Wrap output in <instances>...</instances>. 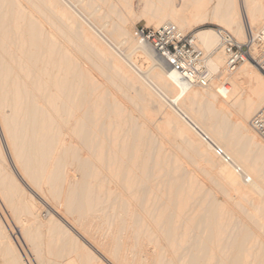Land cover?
<instances>
[{
	"label": "bare ground",
	"instance_id": "bare-ground-1",
	"mask_svg": "<svg viewBox=\"0 0 264 264\" xmlns=\"http://www.w3.org/2000/svg\"><path fill=\"white\" fill-rule=\"evenodd\" d=\"M105 1L80 4L88 29L58 0H0V197L35 260L264 264V141L249 126L264 74L251 61L228 71L215 28L196 29L212 77L188 87L130 31L144 17L245 41L264 27V0H136L139 14ZM0 250L26 264L1 222Z\"/></svg>",
	"mask_w": 264,
	"mask_h": 264
},
{
	"label": "built area",
	"instance_id": "built-area-1",
	"mask_svg": "<svg viewBox=\"0 0 264 264\" xmlns=\"http://www.w3.org/2000/svg\"><path fill=\"white\" fill-rule=\"evenodd\" d=\"M217 47L225 57L226 68L234 71L245 61L253 62L264 74V27L257 32L247 28L246 39L237 41L226 29L216 26ZM132 36L139 44L147 45L169 68L167 76L176 77L188 87L206 86L212 75L207 67L208 54L200 47L193 33L182 32L175 24L166 23L158 27L136 25ZM250 128L264 141V105L257 109L249 121ZM215 154L225 162L230 157L221 147L205 136Z\"/></svg>",
	"mask_w": 264,
	"mask_h": 264
},
{
	"label": "rangeland",
	"instance_id": "rangeland-1",
	"mask_svg": "<svg viewBox=\"0 0 264 264\" xmlns=\"http://www.w3.org/2000/svg\"><path fill=\"white\" fill-rule=\"evenodd\" d=\"M30 1H32V0H30ZM80 2L78 3L77 2V0L75 1V0H58V2H60V5L61 6H63V7H65V8H68V9H66V10H69V12L71 13L72 12V14L74 13V16H75V18L77 19V20H79V19H81V20H79V22L80 23H82L83 22V24L85 25V28H88V29H91V28H93V29H95L94 28V26L92 25V23L89 21V19H87V17H86V13L84 14V12H83V10L81 9V8H79L80 7V4L81 3H84L85 2V0L83 1V0H79ZM112 1H116V0H107V1H105V2H102V3H100L101 5H103V7L104 8H109L110 7V4H111V2ZM132 0H117V2H122V4L123 3H125V2H127L128 4L131 2ZM135 1V4H134V8H135V10H134V12L136 13V14H139L138 13V6H139V4H137L136 3V0H133V2ZM27 1L26 0H22V3H23V5H25V6H27V7H29L28 5H30V4H28V5H26L25 3H26ZM137 2H139V1H137ZM238 2H239V4H240V6L242 5V0H238ZM27 3H31V2H29V0H28V2ZM217 3V0H210V7L212 6V5H214V4H216ZM224 3H228V1L227 0H224V2H223V5H224ZM76 4H77V6H76ZM127 4V5H128ZM141 4V3H140ZM79 8V9H78ZM44 10H46V8H44ZM80 10V11H79ZM83 12V13H82ZM99 13V12H98ZM79 16V17H78ZM83 20V21H82ZM58 21H60V19L58 20ZM85 22V23H84ZM136 25H146V20H145V18L144 17H136V18H134V19H132L131 20V23H130V31L132 32V30H133V28H134V26H136ZM217 25H214V24H210V23H206V24H203V25H199L198 27H196V28H194V29H191V30H189V32L190 33H195V30L196 29H202V28H208V27H210V28H215ZM222 28H224V27H222ZM224 29H226V28H224ZM229 32H231L230 30H228ZM232 33V32H231ZM100 35L102 38H103V40H105L108 44V46H110L109 48H111L112 47V49L114 50L115 48L112 46V43L106 38V37H104L100 32L99 33H97V35ZM233 34V33H232ZM98 35V38H100V36ZM233 36L235 37V35L233 34ZM236 38V37H235ZM237 39V38H236ZM245 39V38H244ZM102 39H101V41H103ZM238 40V39H237ZM238 41H243V40H238ZM104 43V42H103ZM105 44V43H104ZM205 52L207 51V50H205L204 48H202ZM116 51H118L117 49H115ZM121 50L122 51H125V47L124 46H122L121 47ZM214 53H215V50L212 52V56L214 55ZM138 55L139 54H136V55H134L132 58L135 60V62H136V64L138 65H140L141 67V70H148V68H149V65H150V60H145L144 59V57H143V59L141 58V55H139L140 56V58L138 57ZM254 64V63H253ZM86 65H87V67L88 68H90V70H91V73H92V75H94L95 77H97V78H99V80H101V82H103V83H105V84H107L106 82H105V80H104V78L101 76V74L99 73V72H97V70H95V69H93L92 67V64H90V63H88V62H86ZM138 65V66H139ZM255 65V64H254ZM139 74H142V73H140L139 72ZM1 134V133H0ZM258 138H259V136H258ZM2 139H3V137H2ZM260 140H261V138H259ZM263 141V140H262ZM15 174V176H16V178H18L20 181H23L22 179H21V177L20 176H18V174L17 173H14ZM22 186H24V188H26V186H25V183H23L22 182ZM27 189V188H26ZM29 191V190H28ZM30 192V191H29ZM218 197L221 199V196L218 194ZM36 200H37V202H38V204H40L39 206H40V208H41V210H39L40 211V213H39V217L41 218V219H43V220H45L47 217H48V212H52V209L49 207V205L46 203H44L43 201L41 202L40 200H38V198L36 197ZM40 201V202H39ZM47 201V200H46ZM47 202H49V201H47ZM42 203H44V204H42ZM44 205V206H43ZM60 214L65 218V219H67L68 221H69V217L67 216V215H65V214H63L61 211H60ZM57 216V215H56ZM14 216H12V213L10 212V210L7 208V206H6V204L3 202V200L1 199V197H0V222L2 223V225L4 226V229L6 230V232H7V234L9 235V238H10V242L15 246V248L17 249V251H19V253H20V255L22 256V258H24V261L26 262V264H39L38 262H37V260H35V258H34V256H33V254H32V252H31V250H30V248H29V246H28V244H27V242L25 241V239L23 238V236H22V234H21V232H20V229H19V224L18 225H16L17 223H16V221L14 220L15 218H13ZM58 217V216H57ZM24 240V241H23ZM25 242V243H24ZM26 244V245H25ZM1 251V250H0ZM2 253V252H1ZM0 253V256L1 255H3L2 256V258L0 257V264H8L7 262H6V260H5V258H4V254H1ZM5 261V262H4Z\"/></svg>",
	"mask_w": 264,
	"mask_h": 264
}]
</instances>
